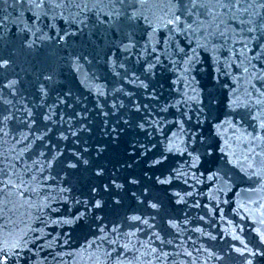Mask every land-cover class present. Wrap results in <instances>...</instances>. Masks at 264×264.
Returning a JSON list of instances; mask_svg holds the SVG:
<instances>
[{
  "label": "water",
  "instance_id": "water-1",
  "mask_svg": "<svg viewBox=\"0 0 264 264\" xmlns=\"http://www.w3.org/2000/svg\"><path fill=\"white\" fill-rule=\"evenodd\" d=\"M0 264H264V0H0Z\"/></svg>",
  "mask_w": 264,
  "mask_h": 264
},
{
  "label": "snow or ice",
  "instance_id": "snow-or-ice-1",
  "mask_svg": "<svg viewBox=\"0 0 264 264\" xmlns=\"http://www.w3.org/2000/svg\"><path fill=\"white\" fill-rule=\"evenodd\" d=\"M4 63H7L6 61H4Z\"/></svg>",
  "mask_w": 264,
  "mask_h": 264
}]
</instances>
